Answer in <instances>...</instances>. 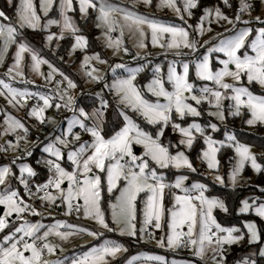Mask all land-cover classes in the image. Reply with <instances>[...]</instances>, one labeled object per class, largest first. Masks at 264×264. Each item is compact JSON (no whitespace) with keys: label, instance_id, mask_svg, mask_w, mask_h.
Here are the masks:
<instances>
[{"label":"snow or ice","instance_id":"6c2138e0","mask_svg":"<svg viewBox=\"0 0 264 264\" xmlns=\"http://www.w3.org/2000/svg\"><path fill=\"white\" fill-rule=\"evenodd\" d=\"M136 2L142 3L145 7L153 4V0ZM261 2L264 3V0ZM77 3L81 18L86 19L89 10L96 13V26L105 29L103 32L105 44L113 50V55L121 50L125 54L129 51L127 47L122 48L121 37L125 29L136 37L135 47L138 49H145L146 41L150 40L153 47L162 49L165 54L187 57L196 54L200 46L194 37H190L188 28H193L192 25L184 27L162 23L147 15H140L127 6L114 4L111 0H77ZM7 4L9 7L14 6L15 21L0 10V64L5 63L10 46H15V52L11 64L3 74L6 79L0 78V96H5L8 104L20 108L25 107L29 99H34L36 102L28 109L27 115L42 124L52 120L51 117H45V111L53 106L57 110L62 107L68 109L73 115L67 120V127L62 133L43 147L42 151L47 154V158L37 160L36 163L46 167L48 176L45 182L35 184L34 191L30 187V178L35 177L37 172L29 164L23 163L19 166L18 176H14L10 165L0 166V186H3L0 188V206L3 211L0 215V233H3L0 235V264H111V260L118 254L127 251L123 244L105 239L99 245L92 246L70 260L48 259L47 256L54 255L57 249L64 251L60 243L50 242L49 237L67 241L80 233L96 238L102 236L103 232L79 227L64 220H56L46 225L39 220L31 222L25 219V214L35 216L42 214L10 185V179L18 180L29 199L38 198L42 205L49 208L54 205L63 206L65 216L73 212L79 214L82 211L85 218L95 221L100 229L107 232L118 231L121 236L139 240L147 238L153 240L158 247L173 251L185 248L201 262L210 252L212 264H225L226 245H239L246 241L248 246H256L258 252L249 251L237 258L235 264H261L264 261L262 242L264 232L253 220L243 221L242 228L236 225L224 226L217 221L213 210L219 208L227 213L228 208L224 200L218 197L209 198L204 194L207 190L206 185L199 182H194L190 186L185 185L189 177L180 173V170L186 169L194 173L197 169L181 148L191 149L197 139L194 133L198 134L206 147L201 149L197 158L206 163L208 170L218 173L220 161L217 153L221 147H231L235 155L230 161L232 167L228 172V179L229 186L233 189L246 164H250L252 170L257 173L264 171V166L257 162V157L251 152L248 144L237 141L234 133L226 131L225 140H214L206 130L218 131L216 123L202 126L193 120L187 126H182L177 122L185 120L186 117L201 116L199 106L207 104L215 109L209 111L208 115L221 122L228 116L240 117L242 111L246 110L248 118L244 123L249 126L264 125V95H256L240 83L242 78L246 77L249 84L255 82L264 88V26L255 29L251 27L254 22L264 25V18L259 15L251 17L252 4L249 0H240L234 17L226 15L219 6L204 8L203 14L193 28L196 36H202L205 31L211 32L210 25L213 22L231 25L234 31L229 35L217 33V42L207 47L202 56L198 55L192 61L182 59L179 64L182 71L177 70L175 61L168 63L166 75L162 74L160 65H155L152 79L144 85V88L156 98L154 101L146 99L134 83L144 66L126 68L123 64L114 65L113 73L118 68H125L128 75L117 77L111 85L106 84L105 87L115 95L118 104L132 109L149 125L156 126L157 130L154 134L143 131L121 111L123 127L107 138L102 133L108 102L97 93L98 108H93L91 112L83 107L76 108L74 97L69 91L76 88V84L63 73H60L63 80L55 81V88L47 93L13 86V82L17 81L25 85L34 83L26 78L25 68L43 77L48 83L53 82V74L57 72V69L23 38L21 30L47 32L50 26L57 25L60 28L59 35L56 33L45 35L43 37L45 45L54 39L57 41L63 39L67 32L74 41L69 55L76 49L87 48L86 36L78 34L80 29L68 15L74 11L73 0H59L60 19H47L44 23H41V16L33 0H19L15 5L14 0H7ZM223 4L231 7L229 0H223ZM52 6L53 0H39V12L45 16ZM155 6L171 9L187 24L185 14L188 17L192 16V10L197 8L198 0H179V3L178 0H159ZM242 13H247L250 18L242 19ZM205 23L208 25L207 28ZM237 24L243 27L236 29ZM117 30L120 35L113 39L111 33ZM225 31L228 32L229 29L226 28ZM253 31L254 37L249 41L248 38ZM208 43L209 41H204V45ZM26 53L30 58L27 64ZM218 53L223 54V58L216 56L220 67L214 69L212 56ZM139 55L137 52L133 59ZM92 60L99 63L106 61L101 60L99 54L83 57L81 68L85 69V75L92 81H98L102 77L99 69L90 65ZM44 64L50 69L47 74L41 71V65ZM192 64L196 78L210 82L211 86L205 83L197 88L189 82ZM230 65L234 67L230 68ZM228 79L232 82L229 83ZM165 81L171 86V90L165 86ZM225 101L228 103L225 104ZM4 124V131L0 132V135L17 133L18 129L22 130L24 135L17 134L15 144L11 140L6 141L7 147L0 145V151H19L20 141L23 140L27 144L28 129L19 119L8 115H5ZM169 125L173 132L179 133L180 139L178 143L166 145L161 141V136ZM75 128H79L80 131L74 132ZM81 132L88 134L91 140L80 142ZM73 143L77 146L69 149V145ZM134 144L143 147L141 155L133 152ZM65 149H69L67 159L71 162V170L61 166L60 161L63 159ZM24 151L25 155H31L27 149ZM17 159L19 158H14L10 164L15 165ZM164 169L177 170L178 174L175 175L174 181H167L165 173L160 171ZM214 180L222 185L225 183L219 174L214 176ZM121 181L123 183L119 188V195L115 197L114 203L109 201L108 204L111 209V225L115 226L112 227L101 206L102 192L106 185L107 192L111 195ZM65 183L66 187H62ZM166 189L179 190L180 193L171 192L172 206L168 208L163 203ZM260 191L264 193V188H260ZM141 193L144 194V198L138 207L137 198ZM56 201L60 202L59 205ZM239 203L237 214L254 213L264 221V202L258 203L256 199L245 198ZM13 217L14 219H9ZM162 222L166 224V232ZM62 228L65 230L61 231ZM150 229L160 230L159 238ZM257 255L259 260L256 258ZM138 259L140 257H132L126 264H132L133 260ZM144 260L168 264L164 256H145ZM172 264H176V261L173 260Z\"/></svg>","mask_w":264,"mask_h":264},{"label":"rangeland","instance_id":"374dc122","mask_svg":"<svg viewBox=\"0 0 264 264\" xmlns=\"http://www.w3.org/2000/svg\"><path fill=\"white\" fill-rule=\"evenodd\" d=\"M6 2H7V0H6ZM18 2H19V0H14V4H16ZM111 2L114 4H117V5L127 6L129 8H132L138 14L147 15L150 18H154L156 20H159L162 23L179 25V26H184V27H187V25H192L193 28L195 27V25L199 21V17L203 14L204 8H214V7L219 6L221 8V10L226 15H228L229 17H234L235 12H236L235 9H236V7L239 8V4H240V0H229L231 7H227L223 4V0H198V6L196 9L192 10V13H193L192 16L188 17L187 14H185V20L187 21V24H185L184 21H182L179 17H177L171 9L157 8L155 5L159 2V0H153V4L150 7H145L142 3H137L136 0H111ZM249 2L252 4L251 17H255V16L259 15L262 18H264V3H262L261 0H249ZM33 3L36 5L37 10H38V14L41 16V23H44L47 19H60V16H59V0H53V6L51 9H49L47 16H45L42 12H39V0H33ZM178 3H179V0H178ZM73 4H74V11L69 12L68 15L72 17V21L76 25V27L79 28L80 23L83 24L84 27H86L88 24V27L90 29L94 28L98 32L97 42L99 43V48L101 50V53H88V52L86 53L85 50L76 49L75 51L71 52V55H69V52L71 51V47H70V49L66 55L68 62L71 63V62L75 61L73 69H74L75 73L78 74L80 79L82 81L84 80V89L83 90L84 91H88V90L91 91L92 96L98 100V104H97L98 106H96L95 108L99 107V98L97 97V93H99L100 97H102L105 90L111 92L108 87H105V85L106 84L111 85L113 80L116 79L117 77H125L128 75V72L126 71L125 68H118L115 70V73H113L112 67L114 65L123 64L126 66V68H137L140 66H144L142 71H140L137 74L136 80L134 81V83L136 84L138 90L141 91L142 95L146 99L154 101L156 98L153 97L151 95V93H149L144 88V85L149 83V81L152 79L153 67L155 65H160V67L162 69V74L166 75L168 63L175 61L176 66H177V70L182 71V69L179 66L180 61L182 59H188V60L192 61L196 58V56H198V55L202 56L204 51H206L207 47H210L213 43L217 42V37H216L217 33H222L223 35H229V34H231L232 31H234V29L231 25H227L226 23H223V22H221L219 24L213 22L210 25V27L212 28V31L211 32L205 31L202 36H196L195 33L193 32V28H188V31L190 33V37H194L198 41V44L200 45V46H198L197 53L192 54V55L187 56V57H175L171 53L165 54L164 51L158 47H153L150 43V40L146 41L147 47L145 49H138L137 47H135L136 37L132 36L128 29H125L124 34L121 37V39L123 41L122 48L127 47L129 51L127 54H125L121 50L118 54L113 55V50L111 48L106 47V44H105V37L103 35V32L105 31V29L98 28L96 26V24H97V21L95 20L96 13L91 12V10H89V15L87 16V18L86 19L81 18V15H80L79 10H78L77 0H73ZM0 10H1V6H0ZM241 18L242 19H249L250 17L248 16L247 13H245V16L244 17L241 16ZM11 20L14 22L15 16H14V19H11ZM260 26H264V25H259L255 22L251 25V27L253 29L260 27ZM205 27L206 28L208 27L207 23H205ZM241 27H243V25H241V24H237L235 26L236 29H239ZM226 28L229 29L228 32L225 31ZM24 30L25 29H23L21 31H24ZM27 30L33 31L31 29H27ZM36 31H39V30H36ZM33 32H35V31H33ZM48 33H56L57 35H59L60 28L57 25H52L48 28L45 35H47ZM78 34H81V33L79 32ZM254 34H255L254 31L252 34H250V37L248 38L249 41L252 37H254ZM111 35H112V38L114 39L116 36L120 35V32H119V30H117V31L112 32ZM65 37H72V36L66 32L64 38ZM61 40L57 41L56 39H54L50 44H47L46 46L49 48L52 46L58 47L59 42ZM205 40L209 41V43L207 45H204ZM73 42L74 41L72 38L71 45ZM31 46L33 48H35L40 53V51L37 47H35L33 45H31ZM184 51L188 52L187 49H184ZM14 52H15V46L14 45L10 46L9 52H8L6 59H5V63L0 64V78L6 79V77H4L3 74L6 72L7 66L9 64H11ZM137 52L140 53L139 57H137L136 59H133V57L136 56ZM242 52H243V49H241V53ZM93 54H99L100 59L106 61V63H99L96 60L90 61V65L92 67L99 69V74L102 78L98 81H92L89 77H87L85 75V69L81 68V62L83 60L84 55L92 56ZM216 56H220L221 58H223V54H220V53L213 54L212 66L214 69L217 67H220V65L217 64ZM29 59L30 58L28 57V54L26 53L25 54V63L26 64L29 62ZM231 67H234V66L230 65V68ZM41 71L43 73L47 74L50 71V69L48 68V66L46 64H44V65H41ZM60 73L61 72H59L57 70V72H55L53 74V82L48 83L44 80L43 77L37 76L35 73H33V72L29 71L27 68H25L26 78L34 81V83H29V84L25 85V84L17 81V82H13V86L18 87V88L27 87L30 91H40V92L47 93V92H49L50 89L55 88L54 82L57 80H60L59 79ZM65 76H67V75H65ZM189 82L196 85L197 88L203 86L205 83H208L209 86H211L210 82L200 81L196 78L195 70H194V64H192L190 66ZM228 82L231 83L232 81L230 79H228ZM240 83L243 86L248 87L249 90L252 91L256 95H264V88H261L255 82H253L252 84H249L247 82L246 77L242 78ZM165 86L169 90H171V86L168 85L166 81H165ZM76 87H77V85H76ZM112 95L116 99V97L113 93H112ZM161 102H163L162 98H161ZM189 102H191V101H189ZM116 103L118 104L117 99H116ZM224 103L227 104L228 102L225 101ZM33 104L34 103L31 102V100L29 99L27 104L25 105V107H23V108L13 107L12 105L8 104L7 100L5 99V96H0V132H3L4 128H5V124H4L5 115L19 119L24 125H25L24 122H30V120L35 119L34 117H29L27 115L28 109ZM118 105H120V108H119L120 110H119V112L117 111L118 114H120V112L123 111L126 115H128L132 119V121L134 123H136L138 125V127L140 129L148 132L149 134L155 133V131L157 130L156 126L149 125L147 123V121H145L138 113H136L132 109L127 108L121 104H118ZM80 107H83V106H79V108ZM52 109H54V111H57V109L54 106L51 108H48L45 111V117H51L52 118L51 121L46 122L47 128L49 130H52V132L46 138L47 143L51 139H54V137L56 135H59L62 133L64 128L67 127V120L70 119L73 115V113L71 115H68L65 119V121H66L65 124L62 127L57 128V123L54 122V117H53L54 111ZM199 110L201 111V116L195 117V118L186 117L185 120H183V121L177 120V122L181 123L182 126H187V124L193 122V120H195V122L200 123L202 126H204L208 123H216L218 125V131L212 132L211 129H207L206 131L208 134H210L212 136V138L214 140H218V141L219 140H225L224 133L226 132V130H224V129L227 128V126L229 125V122L230 123L237 122L239 128H241L242 130H246V131H255L259 127H262L264 129V125H262V124H256V125L249 126L246 123H244V121L248 118V114H247L246 110L242 111V115L240 117L228 116L224 122H221L218 119H216L215 117L208 115L209 111H214L215 109L210 108L207 104H202L201 106H199ZM91 111L92 110H90L88 112H91ZM109 114L112 115V111H110ZM121 118L123 120V116H121ZM123 124H124V120H123ZM121 127H123V125H121L120 128ZM78 130H79V128H75L74 132L78 131ZM103 130H104V128H103ZM118 130H119V128L116 131H118ZM22 132H23L22 130L18 129L17 133H5L4 135H0V140H2V139H4V140L6 139L7 141L12 140L13 137L16 138L17 134L22 135ZM227 132L234 133L232 131H227ZM103 133H104V131H103ZM112 134H114V132ZM112 134L105 135V137L107 138L108 136H110ZM194 135L197 136V139L194 141V143L197 142L198 139L201 140L203 143L202 138H200L198 136V134L194 133ZM179 139H180L179 133L173 132L170 125L165 128L164 134L161 136V141L166 145L178 143ZM236 139H237V137H236ZM85 140L90 141L91 137L88 134L84 135V136L81 135V141L80 142H83ZM22 141H20V144ZM237 141H238V139H237ZM15 142H14V144H15ZM225 143H227V141H225ZM46 144H44L43 147ZM244 144H246V143H244ZM29 145H30V143L27 140V144L23 143V148L26 149V148H28ZM248 145L250 146L251 152L256 155L257 162H258V156L260 155V151L257 149L256 146H253L250 144H248ZM76 146H77L76 143L70 144L69 149H73ZM43 147L41 148L42 153H44L42 151ZM205 147H206V145L203 144L201 149H203ZM69 149L64 150L63 159L60 161L61 166L65 167L67 170H71V162L68 161V159H67V152ZM136 149L139 150L138 153L136 152ZM220 149H219V151H220ZM181 150L185 151V154L189 156L194 167L197 169V171L194 173L188 172L186 169L180 170V173L186 174L189 177V179L185 182L186 186H190L194 182H199V183L206 185V183L204 182L203 179L192 178L193 175H198L199 171L201 170L202 176L206 177V179L207 178L210 179V181L213 184L215 183L216 185L221 186V187H225V188H232L229 186V179H228V172H229L230 168L232 167V164L229 165V167L226 169L221 167V165L219 164V171L217 173V172L208 170L206 163H202L200 159L197 158L196 161L192 160L193 159L192 158L193 148L187 149V148L182 147ZM143 151L144 150H143V147L141 145H136V144L133 145V152L136 155H138V156L141 155L143 153ZM172 151H176V149H172ZM219 151L217 153L218 160H219ZM44 154L47 156L46 153H44ZM31 155H33V153ZM234 155L235 154L233 151V157H234ZM233 157H232V160H233ZM23 163H27L31 166L30 162H21L20 164L17 165V168L19 169V166ZM258 163H260V162H258ZM150 166H151V163H150ZM160 171H163L165 173V176L167 177V181H169V182L174 181L175 175L178 174L177 170H175V169H164V170H160ZM216 174H219L224 178L225 183L223 185L214 180V176ZM258 175H259V173L253 171L250 164H246L245 168L243 169V171L241 172V174L238 178V182H237L236 187H244V188L245 187H253V186L256 187ZM122 183H123L122 181L118 182L117 187L115 189H113V193L111 195L107 192L106 185H105L104 190L102 192V205L101 206H102V209L105 211L107 221L109 222L110 226H112V227H115V226L111 225V209L108 207V204H109V201H111L113 203L115 202V197L117 195H119V188L122 186ZM62 187H64V185H62ZM206 188H207V185H206ZM260 188H264V185H262ZM260 188H259V190H260ZM172 191H176L177 194H180L179 190L166 189L165 195H164V201H163L166 208L172 206V197H171ZM206 191L204 194L206 196H208L209 198H211L212 196H209ZM215 197H218V196H215ZM143 198H144V194L141 193L137 198L138 207L141 206L140 202L142 201ZM218 198H220V197H218ZM245 198L256 199L258 203L264 202V199L259 200L258 196H254L249 192H246V195L243 196L242 199H245ZM220 199H222V198H220ZM80 203H82V201ZM239 207H240V204L237 206V209ZM217 211H220L223 214L228 213V212L227 213L223 212L219 208H215L213 210V215L215 217H216ZM64 212H65V208L63 207L62 213L64 214ZM238 215L241 217L242 222L245 220H253L257 223V225L259 227H260L259 223L264 222L260 218L256 217L254 213L238 214ZM9 219H14V217L9 218ZM25 219H28L31 222L37 221V220H33L29 214H25ZM56 220H64L67 223H71V224L77 225L79 227L88 228L89 230L100 231V232H103V235L97 236L96 238H93V237L88 236L86 233H80L78 235L70 237L69 240H67V241H59L55 237H49L50 242L60 243L64 249L63 252H61L59 249H57L56 253L54 255L47 256L48 259H52V260H55L57 258H60V259L67 258L70 260L71 257L81 255L82 252L87 251L92 246L99 245L105 239L115 240L118 243H121V241L119 240L120 238L133 239V238H130L127 236H121L118 231L107 232L103 229H100L98 227V225L95 223V221H93L89 218H85L83 216L82 211L79 214L74 212V214H70V215H67L65 217L55 218L52 220H45V222H43V221H40V222L47 225V224L54 223ZM17 223H19V222H17ZM162 225H163L164 231L166 232L167 231L166 224H163V222H162ZM233 225H236V226L242 228V226H240L238 224H233ZM224 226H228V225H224ZM63 230H65V229L62 228L61 231H63ZM150 230L155 232V235L157 238H159V236L161 235L160 230H155V229H150ZM0 235H3V233H0ZM118 237H120V238H118ZM134 240H136L140 243L146 244L147 246H150L151 248L154 249V251L143 250V251H139L138 253H135L131 256H125L126 252H122V253L118 254L114 260H111V264H126V262L128 260H130L132 257H140V259H138V260H133L132 264H157V262H155V261H147L146 262L144 260L145 256H164L165 259L168 261V264H172L173 260L176 261V264H208L207 262L211 256V253L209 252L205 256L204 261L201 262L198 257L193 256L192 252L188 249H185V248H180L178 250L173 251V250H169L167 248H160L155 244V242L153 240H150L147 238L145 240H139L138 238L134 239ZM262 242H264V239H262ZM242 245L247 246V242L243 241L239 245H235V244L231 245V246L226 245L225 246L226 256H229V254L232 251V248L239 247ZM248 247L249 248L244 253V255L247 254L249 251H252V250H257V252H258V248H256V246H248ZM209 264H212L211 260H210ZM225 264H230V263H228L227 259H225ZM233 264H235V262Z\"/></svg>","mask_w":264,"mask_h":264},{"label":"trees","instance_id":"16d2710c","mask_svg":"<svg viewBox=\"0 0 264 264\" xmlns=\"http://www.w3.org/2000/svg\"><path fill=\"white\" fill-rule=\"evenodd\" d=\"M15 5V4H14ZM0 6L1 10L4 11L11 19H14V6L9 7L6 0H0ZM236 10V9H235ZM80 33L82 35H85L88 41V46L85 49V52L87 53H101V50L99 48V43L97 42L98 32L94 28H89L88 24L86 27H84L83 24H79ZM23 38H25L29 44L37 47L40 51V54L47 59L57 70L64 75H67L69 79H71L74 83H76L77 87L82 90V95L77 102V108L79 106H83L86 111H90L96 106H98V100L92 96L91 91H84V80L82 81L78 74L75 73L73 66L75 64L74 62H68V59L66 58V55L71 47V41L72 37H65L59 42L58 47H47L44 43L43 37L45 36L46 32L44 31H29L25 29L22 31ZM102 98L108 102V107L105 110V124H104V135H109L115 132L118 128H120L121 125H123V120L121 118V115L118 114L120 105L116 103V99L113 97L112 93L105 90ZM32 102V101H31ZM112 111V115L109 114V112ZM118 111V112H117ZM65 119H63V122L58 125L57 128L62 127L65 124ZM25 127L28 129V134L30 137L34 138L35 135L38 134V131L35 129V127L32 125L31 122H24ZM226 131H232L235 133L237 139L241 143L250 144L253 146H256L257 149L260 151V155L258 156V162L262 166H264V129L262 127L257 128L255 131H246L239 128L237 122L230 123L225 128ZM14 141V139H13ZM47 141L44 140L43 143L38 145L33 150V155L28 156L25 160H17L18 162H30L31 166L34 168V170L37 172V175L33 177L32 179L35 180L36 183H43L45 179H47L48 172L46 168H43L39 166L36 161L42 158L43 156H46L44 153L41 152V148L44 144H46ZM203 143L201 140H197L193 144V150H192V160L196 161L202 147ZM47 157V156H46ZM233 157V150L231 147H222L219 151V161L220 165L223 168H228L229 165H231L230 161H232ZM16 166V164H15ZM192 178H200L203 179L204 182L207 185V194L209 196L215 197L218 196L222 198L228 208V213L223 214L220 211L216 212V218L219 223L222 225H228L231 226L233 224H238L242 226V219L237 214V206L240 204V200L243 198V196L246 195V192L251 193L254 196H258L259 200L264 199V193H262L259 188L264 185V171L260 172L258 175L257 180V186L253 187H236V188H225L213 184L210 179H206V177L202 176L201 170L199 171L198 175H193ZM35 220V218H32ZM52 220V219H49ZM260 228L262 232H264V222H260ZM120 238V237H118ZM264 239V238H262ZM121 243L125 246L127 249L125 256H131L135 253H138L139 251H154L153 248L150 246H147L146 244L140 243L134 239H126V238H120L119 239ZM248 245H242L239 247L232 248L231 253L229 256H226V259L228 263L233 264L237 258L244 255V253L248 250ZM259 260V257L257 255L256 257ZM261 264H264V261L261 262Z\"/></svg>","mask_w":264,"mask_h":264},{"label":"built area","instance_id":"2783aa9c","mask_svg":"<svg viewBox=\"0 0 264 264\" xmlns=\"http://www.w3.org/2000/svg\"><path fill=\"white\" fill-rule=\"evenodd\" d=\"M238 10V7H236V10ZM242 17L245 16V13L241 14ZM112 36V35H111ZM60 80H63V77L60 75L59 76ZM64 84H66V81L64 82ZM70 94L74 97V106L77 108V102L79 101L81 95H82V90H80L78 87H76L75 89H70ZM33 103H35L36 101L34 99H30ZM54 111V109H52ZM72 111L65 109V108H61L57 111H54L53 113V117L55 118V122H57V127L58 125H60L63 122V119L65 117H67L68 115H71ZM30 122L32 123V125L35 127V129L38 131V134L34 136V138L30 137V135L27 133L26 135V140L30 141V145L28 146V148H26L29 152H33V150L38 147V145H40L41 143H43L44 140H46L47 136L52 132V130H49L46 126V122L45 123H40L39 121H37L36 119L30 120ZM80 131V130H78ZM24 134H22L23 136ZM81 135H87L86 133L81 132ZM14 139V138H13ZM7 140H4L0 143V145H3L4 147H7L6 144ZM15 142V140H14ZM23 141L20 144V150L19 151H12L9 150L7 152L4 151H0V166H5V165H10L13 168V174L14 176H18L19 172L18 170L15 168V165H11L10 162L14 159V158H19L17 159L19 160H25L28 158L29 155H25V151L23 148ZM47 158L46 156H43L41 159ZM39 166L44 167L43 164H39ZM46 181V179L44 180V182ZM10 185L20 193L21 197H23L27 202L33 204V206H35L37 208V210L39 212H41V216H35V215H30L31 218H35V220H39V221H43L45 222V220H49V219H55V218H61V217H65V215L62 213L63 211V207L62 206H52V207H47L45 205H42L40 200L38 198L35 199H29L27 197V195L24 192V188L22 185L19 184L17 179H10L9 180ZM35 184H38L35 182L34 179L30 178V187L33 189V191L35 190ZM0 188H3V186H0ZM54 191V190H52ZM56 204L59 205V201H56ZM71 214H74L71 213ZM210 260H208V264L210 263Z\"/></svg>","mask_w":264,"mask_h":264},{"label":"crops","instance_id":"0c3cea01","mask_svg":"<svg viewBox=\"0 0 264 264\" xmlns=\"http://www.w3.org/2000/svg\"><path fill=\"white\" fill-rule=\"evenodd\" d=\"M54 122H55V118H54ZM55 123H57V122H55ZM22 134H24V133L22 132ZM13 138H14V140L16 141V138H15V137H13ZM13 138H12L11 141L14 143ZM5 140H6V139H5ZM2 141H4V139L0 140V143H1ZM28 142H30V141H28ZM20 163H21V162L16 163V166H15V168L18 170V172H19V169L17 168V165L20 164ZM65 185H66V184H65Z\"/></svg>","mask_w":264,"mask_h":264},{"label":"water","instance_id":"95a60500","mask_svg":"<svg viewBox=\"0 0 264 264\" xmlns=\"http://www.w3.org/2000/svg\"><path fill=\"white\" fill-rule=\"evenodd\" d=\"M136 152L138 153L139 152V150H137L136 149ZM64 187H66V185H64ZM3 214V211H2V206H0V215H2Z\"/></svg>","mask_w":264,"mask_h":264}]
</instances>
